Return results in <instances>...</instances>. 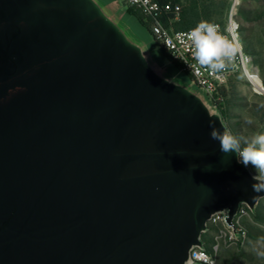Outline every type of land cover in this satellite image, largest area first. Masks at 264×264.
I'll return each instance as SVG.
<instances>
[{
  "label": "water",
  "instance_id": "95a60500",
  "mask_svg": "<svg viewBox=\"0 0 264 264\" xmlns=\"http://www.w3.org/2000/svg\"><path fill=\"white\" fill-rule=\"evenodd\" d=\"M152 40L116 0H0V264H192L256 211L264 178Z\"/></svg>",
  "mask_w": 264,
  "mask_h": 264
},
{
  "label": "built area",
  "instance_id": "2783aa9c",
  "mask_svg": "<svg viewBox=\"0 0 264 264\" xmlns=\"http://www.w3.org/2000/svg\"><path fill=\"white\" fill-rule=\"evenodd\" d=\"M127 8H133L143 17V21L151 37L160 50L165 51L167 60L187 75L220 109L223 98L221 90L238 78H245L251 84V78L259 77L253 66L252 57L246 53L241 37V27L237 20L239 0H232L224 24L214 23L220 31L233 40L238 48L233 64L223 72H212L201 67L193 57V51L187 34L192 29L175 31L171 28L182 12L180 4L165 0H116ZM163 16L166 20L163 21ZM249 214L247 206L242 205L233 219L236 231L230 228L224 214H217L210 221L216 229L211 251L195 248L192 251V264H217V256L223 244H231L243 240L248 235L244 220Z\"/></svg>",
  "mask_w": 264,
  "mask_h": 264
},
{
  "label": "rangeland",
  "instance_id": "374dc122",
  "mask_svg": "<svg viewBox=\"0 0 264 264\" xmlns=\"http://www.w3.org/2000/svg\"><path fill=\"white\" fill-rule=\"evenodd\" d=\"M118 6L122 11L126 10L121 3H118ZM242 11L246 14L244 15ZM236 18L242 29L241 37L246 39L253 51L252 63L260 79L257 87L245 78L230 81L224 87L225 98L221 103V110L225 112L226 123L233 130V134L247 137L255 133H264V0H239ZM131 19L139 29L150 35L134 16H131ZM152 45L161 55L158 44L152 40ZM249 167L252 172L259 175L252 166ZM259 205L264 212V198L260 200ZM244 225L247 231L248 227L264 231V225L256 222L250 211ZM215 235L216 229L206 232L207 238ZM260 253H264V241L247 235L238 242L223 244L217 256V264H264V255Z\"/></svg>",
  "mask_w": 264,
  "mask_h": 264
},
{
  "label": "clouds",
  "instance_id": "9594fccd",
  "mask_svg": "<svg viewBox=\"0 0 264 264\" xmlns=\"http://www.w3.org/2000/svg\"><path fill=\"white\" fill-rule=\"evenodd\" d=\"M193 51L195 61L203 68L212 72H223L233 64L238 54V48L233 40L224 35L219 26L208 22L200 21L187 34ZM251 123V121H249ZM210 139L218 141L220 151L224 157L233 153L238 162L245 167L252 166L260 177H264V133H255L251 136L234 135L228 128L222 131L215 127L210 121ZM164 155L163 151L161 153ZM176 154L182 155V151ZM171 155V154H170ZM196 165H192L194 169ZM212 166H206L205 170H211ZM254 190L256 185L253 186ZM264 255V253H260Z\"/></svg>",
  "mask_w": 264,
  "mask_h": 264
},
{
  "label": "trees",
  "instance_id": "16d2710c",
  "mask_svg": "<svg viewBox=\"0 0 264 264\" xmlns=\"http://www.w3.org/2000/svg\"><path fill=\"white\" fill-rule=\"evenodd\" d=\"M165 1H171L173 4L177 3L182 6V12L179 19L174 21L171 25V28L175 31H183L194 28L200 21L224 24L231 6V0H184L183 2H181L180 0ZM126 12L129 15L134 16L140 22V24L147 29L143 21V17L139 14V12H137L133 8H127ZM242 13L246 14V12L244 11H242ZM165 20L166 16H163V21ZM242 41L246 53H248L249 55H253L250 44L247 43L246 39L243 37ZM161 54L165 58H167L168 56V54L163 50H161ZM220 95L223 99L225 98L224 88L221 90ZM223 115L226 119L225 112H223ZM228 127L230 128V126ZM230 131L233 133V130L231 128ZM250 214L256 222L264 225V212L259 204L256 208V211L254 213L250 211ZM211 229L214 230L215 228L209 224V230ZM247 233L251 238L261 239L264 241V231H261L260 229L248 227ZM203 241L205 249L207 251H211V245L214 242V237L207 238L205 233L203 235Z\"/></svg>",
  "mask_w": 264,
  "mask_h": 264
},
{
  "label": "bare ground",
  "instance_id": "6f19581e",
  "mask_svg": "<svg viewBox=\"0 0 264 264\" xmlns=\"http://www.w3.org/2000/svg\"><path fill=\"white\" fill-rule=\"evenodd\" d=\"M259 79H260L259 77H253V78H251V82H252V85L254 87H257L258 86Z\"/></svg>",
  "mask_w": 264,
  "mask_h": 264
}]
</instances>
